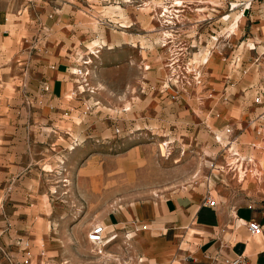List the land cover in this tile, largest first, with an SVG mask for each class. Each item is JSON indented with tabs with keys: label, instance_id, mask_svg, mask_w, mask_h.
<instances>
[{
	"label": "rangeland",
	"instance_id": "obj_1",
	"mask_svg": "<svg viewBox=\"0 0 264 264\" xmlns=\"http://www.w3.org/2000/svg\"><path fill=\"white\" fill-rule=\"evenodd\" d=\"M16 4L19 39H0V264H148L108 217L188 191L264 208V113L242 119L234 92L264 80L262 0ZM52 66L68 77L56 102ZM96 224L117 237L92 244Z\"/></svg>",
	"mask_w": 264,
	"mask_h": 264
},
{
	"label": "crops",
	"instance_id": "obj_2",
	"mask_svg": "<svg viewBox=\"0 0 264 264\" xmlns=\"http://www.w3.org/2000/svg\"><path fill=\"white\" fill-rule=\"evenodd\" d=\"M20 12L16 0H0V39H19L16 19ZM66 73L52 66L43 76L47 94L55 102L66 90ZM253 90L256 95L262 93L264 80L234 90L236 104L243 106L247 101L240 113L244 120L264 113V103L252 107ZM261 158L264 163V150ZM206 195L204 191H188L165 200L140 202L131 210L118 209L107 221L110 227L123 228L132 235L148 264H229L228 260L240 255L246 256L249 264H264L263 204L253 201L233 206L217 197V206L212 207L204 202ZM252 220L260 222L262 232L249 230Z\"/></svg>",
	"mask_w": 264,
	"mask_h": 264
},
{
	"label": "built area",
	"instance_id": "obj_3",
	"mask_svg": "<svg viewBox=\"0 0 264 264\" xmlns=\"http://www.w3.org/2000/svg\"><path fill=\"white\" fill-rule=\"evenodd\" d=\"M262 5L264 8V0H262ZM264 90L262 91V93H260V95L256 96V103H260L263 104L264 103ZM230 129H228L229 131ZM237 155V154H236ZM239 156V155H237ZM246 158L242 157L241 160H245ZM239 161V159H237ZM252 159H250L251 161ZM246 172V171H245ZM205 203L209 206L215 207L217 206V200L214 197L213 193L211 191L207 192L206 198H205ZM249 226V230L252 233H260L263 231V226L260 224V222L256 221V220H252L249 222L248 224ZM144 227H146V225H144ZM117 237V234H109V232L107 231V226L104 224H96L93 226V228L90 230V232L88 233V240L89 242H91L92 244L95 245H105L107 242L115 239ZM30 252H28L29 254ZM229 264H249L248 258L244 255H240L238 257H236L235 259L232 260H228ZM32 264V263H30Z\"/></svg>",
	"mask_w": 264,
	"mask_h": 264
},
{
	"label": "bare ground",
	"instance_id": "obj_4",
	"mask_svg": "<svg viewBox=\"0 0 264 264\" xmlns=\"http://www.w3.org/2000/svg\"><path fill=\"white\" fill-rule=\"evenodd\" d=\"M166 11V10H165ZM236 26L238 25V23L236 22V24H235ZM236 26H235V28H236ZM235 28H233V30L235 29Z\"/></svg>",
	"mask_w": 264,
	"mask_h": 264
}]
</instances>
